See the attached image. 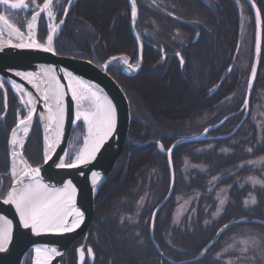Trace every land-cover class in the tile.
<instances>
[{"label": "trees", "instance_id": "16d2710c", "mask_svg": "<svg viewBox=\"0 0 264 264\" xmlns=\"http://www.w3.org/2000/svg\"><path fill=\"white\" fill-rule=\"evenodd\" d=\"M38 1L42 3L44 0ZM241 1L254 20L250 5L245 0ZM255 1L264 19V2ZM64 2L66 4L67 0ZM216 7L217 14H212L209 9H198L197 13L202 14L207 21L208 29L191 58L195 68L190 65L186 68L192 72L187 74V78L175 72L170 79L152 70L130 77L117 72L114 67L109 69L127 93L131 110L134 109L132 111L136 116L133 112L129 133L131 142L126 145L112 175L93 204V223L89 228L90 240L97 254L93 264H173L161 256L150 236L152 214L167 196L171 185L168 158L155 142L142 145L136 143L157 138L165 148H169L183 135L181 133L186 128V121L207 114V121L201 125H215L243 106L247 92L245 79L247 83L249 70L245 73L233 70L219 85L237 50L240 34L238 8L234 0H218ZM129 10L128 0H78L65 28L56 39L57 52L62 55L76 53L79 48L78 30L82 22L93 28L100 37V52L98 49L96 53L90 54L99 62L103 63L110 54L131 53L136 47V41L130 28ZM62 13L63 11L60 18ZM252 23L254 27V21ZM207 32L210 40L208 46L203 42ZM47 33L46 25L41 21L39 40H45ZM97 47L99 48L98 45ZM158 85L160 90L174 89L177 96L183 93V99L179 102L177 99L172 101L175 104L172 107H168L169 100L166 99V104H162L159 102L161 97H158L155 90ZM262 89L264 90V40L251 110L243 125L229 138L184 143L173 152L176 175L174 193L158 212L154 226L155 238L169 257L186 260L199 255L213 240L217 231L232 220L243 216L264 219V186H253L245 182L249 176L261 175L251 165L256 158H264V123L259 130L253 121L254 105L259 102V92ZM136 106L138 111L134 108ZM139 106L145 109V114ZM2 110L1 101L0 115ZM15 112L13 104L5 120L0 121V176L4 178V184L7 181L11 183L8 173V142L10 131L16 124ZM244 114L245 111H242L230 116L218 128L212 129L209 135L216 137L231 133ZM205 127L207 126L196 127L194 131L200 133ZM24 153L32 165L43 163V135L39 125L32 130ZM187 164L197 165L199 168L188 169ZM220 187L227 188V200L217 213L216 194ZM184 194V197L191 199L192 205L177 223L174 219L177 197ZM251 196L256 197V202L248 205V198ZM138 211L140 213L135 223L126 220V215H133ZM236 240L238 250L228 252L227 248ZM242 240L244 251L241 248ZM74 246L69 252V264H76ZM23 264L31 262L27 259ZM184 264H264V225L254 222L235 225L221 234L203 258Z\"/></svg>", "mask_w": 264, "mask_h": 264}, {"label": "water", "instance_id": "95a60500", "mask_svg": "<svg viewBox=\"0 0 264 264\" xmlns=\"http://www.w3.org/2000/svg\"><path fill=\"white\" fill-rule=\"evenodd\" d=\"M76 0H69L66 5L64 14L62 19L56 25V31H51L48 35L52 37L51 44H49L48 37L46 42L43 43L36 39L30 40H9L3 34H0V80H3V87L0 88V91L4 93V107L5 110L1 115L0 119H4L6 114L8 113V96H7V86L9 85L14 91L17 98H19L21 104L24 105L22 100L23 96L26 95L29 97V93H31V97L34 101L35 114L33 115L32 121H30V130L27 134V139L29 138L31 131L33 129V125L35 120L38 118L41 123L47 121V117L45 118L48 109L45 107V102L43 101L44 91L47 87V82L51 81L53 83H57L62 86L57 88V91H63V108H64V120L63 124L59 126L60 139L59 142L55 143L52 151L47 155L44 154V160L42 164L32 165L27 156L24 154V150L21 149L19 155L22 157L25 167L24 169L13 178L11 187L8 193L12 190L13 187H19L16 183L17 179L24 172L29 171L30 169L39 168L38 180L40 183L47 184L50 187L61 188L63 187L67 181L71 180L72 184L76 188L75 194V206L80 209L84 213L83 221L80 223L79 227L74 228L70 232H40L37 233L30 228H25L23 223L20 221L19 213L16 211L14 204H5V201L8 198V193L4 199H0V217H7L12 223L11 225H7L3 220H0V228H7L10 235V240L6 245V250L0 252V264H23L27 254L32 252V261L31 264H35L36 261V253L35 248L40 247L41 249H50L56 248L57 254H50L48 252L42 253L43 256H50L49 264H68V252L71 247L83 236H85L90 228L93 221V204L95 199L98 197L100 191L102 190L104 184L110 178L114 168L117 164V161L121 154L123 153L127 143L130 142L129 132L132 123V112L130 100L120 85V83L113 77L108 68L115 61L122 59L124 57H129L126 54H117L110 58H108L104 63L97 64L92 60L85 58H78L74 56H65L58 54L55 41L57 36L60 34L63 29L65 22L70 14L72 6ZM254 13L255 22H256V40H255V58L252 66L251 73L249 75L246 98L241 109L234 113L226 116L222 119L221 122L215 125H211L207 127L200 134H193L186 137L178 138L170 147L173 145L179 146L184 143L189 142H198L204 141L208 139L214 138H229L233 136L238 129L243 125L245 120L247 119L250 111L251 99L255 89V85L257 82L258 73L260 70L261 60H262V52H263V40H264V19L263 14L259 17L256 15V9L259 7L258 3L255 0H245ZM18 2V0H9V5H5L6 7H10L11 3ZM26 2V0H24ZM239 14H240V23L243 24L244 18V10L241 0H235ZM131 3V0H130ZM0 5H4L0 2ZM135 7L137 9V15L135 19L131 20V28L133 33L135 34L138 44H139V58L140 62H142V53H143V44L141 41V37L135 27V22L138 17V6L135 0ZM260 8V7H259ZM12 9V8H11ZM14 11H21V9H13ZM261 10V9H260ZM62 21V23H61ZM242 26V25H241ZM242 29V28H241ZM20 43H34L38 45V47L32 48H19L16 47L17 44ZM48 47H52L53 51L49 52L46 49ZM113 57H116V60H113ZM48 69H52L51 72ZM253 69L255 70V76L253 77ZM138 68L136 69V71ZM17 72L23 73H32L33 78L31 82L26 80L22 76H17ZM71 74V76L69 75ZM55 77L56 80L53 81L52 78ZM76 78L83 81L85 85L91 89V91L95 92L98 96H105L107 99L111 100L116 110V127L112 135L105 141L103 147L96 155V159L90 161L87 165H79L75 168H60L58 165L60 163H68V155L70 148V141L72 137L73 130L78 123V120L75 119V114L77 112L78 101L73 95V88L76 89L77 93L81 92L82 86L76 83ZM10 81H15L16 83H20L23 85L24 91L18 92L13 87ZM92 85H96L95 88H92ZM84 94H89L87 90H84ZM245 111L244 117L238 126L229 134L212 137L209 136V133L212 129L218 128L222 125L230 116L235 115ZM19 122L12 128L10 137H9V145L8 152L10 162H13L12 155V135L13 132L19 129L17 125ZM44 137V135H43ZM26 139V140H27ZM136 143V142H135ZM44 144V140H43ZM141 145L142 143H136ZM158 148L162 142L157 141ZM164 146V145H163ZM176 147L172 148L171 156L167 155V150L164 147V151H161L167 155L169 167L171 170V185L167 196L157 205L155 208L150 225V236L153 244L157 248L158 252L162 257L167 259L173 264H184L193 261L200 260L203 258L209 250L216 244L219 240L221 234L239 224L243 223H261L264 225V219L251 217V216H243L236 220H232L229 223L223 225L216 233L213 240L205 246V248L201 251V253L193 258H189L186 260H175L169 257L159 246L154 234V226L155 220L158 212L161 208L172 198L175 183H176V175L173 164V151ZM51 156V159L48 157ZM74 163V162H73ZM93 172L98 174L99 179L94 183ZM29 178H25V182H27ZM69 224H71L72 217H69ZM228 227H225V226ZM84 246H80L78 248V264H85L86 261V253L81 260L79 255V249ZM92 250L94 255L89 254V258L93 263L95 260V253L91 247L88 249Z\"/></svg>", "mask_w": 264, "mask_h": 264}, {"label": "snow or ice", "instance_id": "6c2138e0", "mask_svg": "<svg viewBox=\"0 0 264 264\" xmlns=\"http://www.w3.org/2000/svg\"><path fill=\"white\" fill-rule=\"evenodd\" d=\"M4 5H9V0H0ZM264 2V0H262ZM53 4V0H46L43 5V10L47 11V15L51 17L53 15L51 11V7ZM132 4V12L131 15L133 19H135L137 15V9L135 7V0H131ZM10 7L12 9H21L28 8L29 5L24 2V0H18V2L11 3ZM40 13H37L36 16H33L32 19L35 21L37 16ZM261 14V10L258 7L256 9V15L259 17ZM2 19V17H0ZM62 23V21H61ZM32 27V25H29ZM52 31H56V27L52 28ZM17 34H19L17 32ZM49 44H51L52 37H48ZM16 47L19 48H32L38 47V45L34 43H20L17 44ZM47 51H53L52 47H48ZM116 57H113V60H116ZM124 64L128 66L129 69L133 68V65L129 63L128 60H124ZM49 72L52 69H48ZM17 76H22L26 80L31 82L33 78L32 73H23L17 72ZM71 76V74L69 73ZM253 77L255 76V70L253 69L252 73ZM53 81L56 80L55 77L52 78ZM13 87L18 92H23V85L20 83H16L15 81H10ZM76 83L82 86L81 92L78 94L76 89L73 88L72 95L77 99L84 98V90L89 92V99L92 100L94 107L93 110L88 112H79L77 111L75 114V119L80 120L81 116L88 123L89 137L85 139V146L82 150L79 151V154L75 157L74 163H60L58 167L60 168H75L79 165H87L90 161L96 159L97 153L103 147L105 141L112 135L116 127V110L112 101L104 97V102L101 103V97L97 96V94L85 85L83 81L76 78ZM3 80H0V88L3 87ZM57 83H53L51 81L47 82V87L44 91L43 101L45 102V107L48 109L49 116L48 120L57 123L58 125L63 124L64 120V108H63V91H57V88H60ZM92 88H95L96 85H92ZM29 97H31V93H29ZM34 101L29 99L28 101V112L25 118L19 120V124L17 127L23 125L24 132L27 133L29 131L27 124L32 121L33 115L35 114V108L32 107ZM55 104L57 111L53 113L52 104ZM51 128V124L49 125ZM207 131V130H205ZM60 133L57 131L56 139L54 144L59 142ZM11 143L16 145L18 143L22 146V141H18L16 138V133L13 132ZM51 147V146H50ZM176 147L173 145L167 150V155L171 156L172 148ZM161 151H164L163 144L159 145ZM249 152L251 150H248ZM13 156L16 155L15 152L12 153ZM51 159V156L48 157ZM39 168L30 169L29 171L24 172L19 176L16 183L19 187H13L12 190L8 193V198L3 201L5 204H14L16 211L19 213L20 221L23 223L25 228H30L31 230L40 233V232H70L74 228L79 227L80 223L83 221L84 213L80 211L79 208L75 206V194L76 188L72 184V181L69 180L67 183L61 188L50 187L47 184L40 183L38 180ZM11 175L15 176L16 173L13 170ZM95 183L96 180L99 179L98 174L93 172ZM25 178H29L27 182H25ZM253 183H257L253 181ZM224 201L220 200V204L223 205ZM255 203V200L252 201ZM69 217H72L71 224H69ZM0 220H3L5 224L11 225V221L7 219V217H0ZM225 227H228L227 225ZM10 240L9 231L7 228H0V252L6 250V245ZM48 252L50 254H57L56 248L50 249H41L40 247L35 248L36 253V261L35 264H49L50 256H43L42 253ZM88 253L94 255L92 250L89 248ZM79 255L81 260H83L85 256V251L83 248L79 249Z\"/></svg>", "mask_w": 264, "mask_h": 264}, {"label": "flooded vegetation", "instance_id": "af4514ba", "mask_svg": "<svg viewBox=\"0 0 264 264\" xmlns=\"http://www.w3.org/2000/svg\"><path fill=\"white\" fill-rule=\"evenodd\" d=\"M64 1L65 0H61L60 2L64 3ZM77 1L78 0H76L74 4ZM60 2H59V5L61 4ZM68 2L69 0H67L66 5L68 4ZM136 3L138 6V17L135 22V27H138L139 35L141 37V41L143 44L142 62H140V58H139L138 40L135 38V41H136L135 49H133L131 53L123 52V54H126L129 57V63L133 65V68L130 69L133 71V73L127 74V72L121 68L122 74L132 77V76H136L142 73L143 71L152 70L162 75L163 77H167V78L168 77L172 78L175 72L176 73L179 72L182 75V77L187 78V74L190 75L192 72L188 71L186 68L189 65L191 66V68H195L193 67V63H191V58L194 55L195 47L202 41L203 34L204 33L206 34V29H208L207 21H205V19L203 18L204 16H202V14L200 15L197 13L198 9H203V8L209 9L212 12V14H217L216 4L218 3V0H136ZM128 4L130 7L129 13L131 14L132 4L130 3V0H128ZM53 6L55 7V4H53ZM65 8L64 6L63 7L61 6V8L58 9L57 11L58 16L63 11V13L61 14V18L59 17L60 19L59 20L57 19L58 21L62 19ZM15 13L16 15H19V16L25 15V12L23 10L19 12H15ZM131 17L132 16L130 15V28H131V20H132ZM151 22L156 23V26H157L156 31H154L151 28V25H152ZM45 23L47 25V22ZM65 25H66V22H65ZM65 25L63 29L65 28ZM63 29L61 30V32L63 31ZM240 29H241V23H240ZM90 30L92 32L91 34H89ZM153 34H155L158 37H155ZM208 36H209V33L203 39L204 44L207 46L210 43ZM78 40H79V48L77 49L76 53H80L81 55H83V57H85V59H89V60L94 61L97 64H100L99 61L95 59V57L90 55V54L96 53L99 49L97 45L100 40V37L97 36V34L95 33V30L86 23L84 25H81V27H79V30H78ZM238 46H239V40L237 44V49H238ZM237 53L238 52L236 50L233 61L234 59L237 60L236 58ZM136 61L139 62V65H134ZM148 61H150V63H148ZM233 61L231 63V66L226 70V72L220 79L219 85L227 78V76H229L232 73ZM113 67L115 69L118 68L116 67V62H114L112 65L109 66L108 71L109 69ZM137 68L138 70L136 71ZM127 69H129L128 66H127ZM6 86H7L8 107H9L8 113L12 110L13 104H15V107H16L15 113H17V110L21 107L18 104V98L15 95L12 88L9 85H6ZM1 101L3 104V108H5L3 91H0V102ZM3 112H4V109L2 110L1 115L3 114ZM1 115H0V118H1ZM5 117L4 119H0V121L5 120ZM36 125H39V127H41V124L38 118L34 122L33 129L35 128ZM188 125L190 128L189 130H187L188 133L186 132V134H183L180 137H186V136H190L193 134H198L196 131H194L195 126L193 124L191 125V121L188 123ZM9 137H10V134H9ZM157 141L162 142L161 140L157 138H151L142 144H148L151 142H155L157 144ZM8 145H9V142H8ZM165 149H168V148H165ZM0 180L2 181L1 183L3 187V188H0L1 189L0 199H4L11 186H9V188L6 189V187L3 186L4 178L2 176H0ZM74 245L73 246H74V253H75L74 255L76 257V264H78V248L82 245L84 246V251L86 253L85 264L95 263L97 259V254L93 246V243L90 240L89 229H88L87 234L83 236L82 238H80ZM88 247H91L93 249V252L95 253V260L93 263L91 262L89 258ZM69 252H68V260H69ZM30 253L32 254V252ZM68 264H69V261H68Z\"/></svg>", "mask_w": 264, "mask_h": 264}, {"label": "rangeland", "instance_id": "374dc122", "mask_svg": "<svg viewBox=\"0 0 264 264\" xmlns=\"http://www.w3.org/2000/svg\"><path fill=\"white\" fill-rule=\"evenodd\" d=\"M60 1L61 0H53V4H55V7L52 4L51 11H52L53 15L51 17H49L47 15V12H42L40 14L39 19H38V22H37V27H38V23L40 21H43V23L45 25H46L45 22L48 23L47 18H46L47 16L49 17L48 20H50V21L51 20H54V23L55 24H58V20H59L60 15L59 16L57 15V11H58V9L61 8V6L62 7L64 6V8L66 6L65 2L62 3ZM45 2H46V0H45ZM45 2L39 3L38 0H26L25 3L28 4L29 7L26 8V9L23 8V11L25 12V15H20V16L19 15H16V13H15L16 11H14L13 9H11L9 7H6L5 5H0V14L5 15L8 18H10V20L12 21V23H14L18 28H20V29H22L24 31H27V27H28L29 21L32 19L31 17L35 14V12L39 8L42 7V5ZM59 2L61 3L60 5H59ZM242 5H243V10H244V18H243L244 21H243V24H241L242 25L241 26L242 29H240L241 32H240V35H239V46H238V49H237V52L238 53H237V57H236L237 60L234 59L232 66H233V70L235 72H238L239 71V72L245 73L247 70H249L250 73H251L252 66H253V63H254V58H255L256 22H255V17H253L254 20H252V16L246 12V8H245V6H244L243 3H242ZM9 9H11V10H9ZM131 10H132V7H131ZM50 21H49V23L51 24ZM253 21L255 23L254 27H253V23H252ZM81 24L84 25L85 23H81ZM48 27L46 25V28H48ZM151 28L154 31H156L157 26H156V23L155 22L152 23ZM136 29L138 31V27H136ZM91 33L92 32L90 30L89 34H91ZM95 33H96V31H95ZM138 33H139V31H138ZM155 34H156V32H155ZM155 34H153V35L155 37H158ZM46 39H47V37H46ZM46 39L43 40V41H41V40L40 41L43 42V43H45L46 42ZM15 41H18V40H15ZM98 46H99V52H100V50L102 48V45L101 44H98ZM117 54H120V53L110 54L108 58H110V57H112L114 55H117ZM65 56H74V57H78V58H85L80 53H75V54H70V55H65ZM124 60H127V59L126 58H123V59H119L118 61H116V67H118L117 68V72L119 71L120 73H122V69H124L127 72V74L128 73H133L132 70L127 69V65L124 64ZM99 63L101 64V62H99ZM134 65H139V62L136 61L134 63ZM246 77H247V75H246ZM247 78L249 80V77H247ZM248 80H247V83H246V79H245V86H248ZM159 88H161L159 85L156 86V88H155V90H156V92L158 94V97H161V98H159V102H161L162 104H164V103L166 104V100H169V103H167L168 107H172V105L175 106V104L172 103V101H174L175 99H177L178 102L180 101V99L181 100L183 99V93H180L179 96H177L175 94L176 91L174 89L173 90L172 89L171 90H163V89L160 90ZM157 89H158V91H157ZM262 90L259 92V97H258L259 98V100H258L259 102L255 103V105H254V115H253V121L256 123L257 127L259 128V130H261L262 125L264 123V90L263 91ZM238 95H240V92H239ZM29 99L33 100L32 98L24 95L23 98H22V100L24 102V105H23V104H21V102H20V100L18 98V104L21 107L17 110V113H16L17 114L16 115V124L19 122L20 119H23V118L26 117L27 112H28V108H29V105H28ZM228 100H231V98H229ZM130 105H131V101H130ZM31 106L34 107V103ZM137 106L134 107V108H135V110L138 111V107ZM141 106H139V108L141 109V112L145 114V109H143ZM93 107H94V104H93L92 100L89 99V94H84V98L83 99H79V101H78V107H77V109L81 113L91 111V110H93ZM250 108H251V106H250ZM3 109L5 110V108H3ZM132 110H134V109L132 108ZM132 110H131V112H132V118H133V115H134L133 112L134 111H132ZM249 113H250V111H249ZM46 114L49 116V112H47ZM134 116H136V113H135ZM207 119H208L207 118V114H205V115H200L198 117L196 116L195 118L186 121V123H187L186 124V128L183 129V131H182L181 134H186V132L188 133L187 130L190 129L188 123L190 121H191V125L193 124L195 126V128L196 127L197 128H201V127L204 128V126L209 127L208 124L201 125L205 121H207ZM40 124H41L42 135H44V137H43V140H44V147H43L44 153L43 154H45L46 153V150H45V147H46L45 146L46 145V134H47V132L51 131V129L57 123H55L53 121H50L47 118V121L45 120L44 123H41V121H40ZM50 124H51V128H49V125ZM87 127H88L87 121H85L83 119V116H81V119L78 120V123H77V125L74 128L73 135H72V138H71L70 148H69V155H68V163L75 162L76 155L79 154V151L82 150L83 146L85 145V143H84L85 142V139L88 137V132H87L88 128ZM207 127H205V129ZM26 139H27V136H26ZM26 139H25V143H26ZM130 142H131V139H130ZM25 143L23 144V146H22L21 149H24ZM44 157H45V155H44ZM186 167L188 169L191 168V167L199 168V166L192 165V164L191 165L190 164H187ZM251 167L254 168V169H257L260 172L261 175H258V176L257 175L256 176L255 175L249 176L248 178H246L245 182L246 183H251L253 186H255V185L256 186H258V185L259 186H264V158H256L254 160L253 164L251 165ZM10 170H11V163H10V168L8 170V173H9L10 179L12 181L13 180L12 179L13 176H11ZM213 180H217V179H213ZM253 181H256L257 183H253ZM1 182L2 181L0 180V188H3ZM11 184H12V182L11 183H8V181H7L6 184H3V186L6 187V189H8L9 186H11ZM226 191H227V188L226 187H220L217 190V194H216V198H217L216 200H217V205H218L217 206V211H216L217 213H219L222 210V208L224 207V205H225V202L227 200ZM184 196H186V195L184 194L183 196H178L177 197V201H178L177 211L174 214V219H175V221L177 223L181 220V218L183 217V215L188 212V210L190 209V207L192 205L191 204V199L190 198H186ZM146 198H147V196H146ZM220 200H223L224 201L223 205L220 204ZM248 200L250 201L248 203V205L253 204L252 201L255 200V202H256V197L255 196H251V197L248 198ZM143 202H144V198L140 201L141 205H142ZM139 213L140 212L138 211V212L134 213L133 215H126L125 218L129 222L135 223L137 221V219H138L137 216H138ZM92 223H93V221H92ZM237 241L238 240H236V241H234V242H232L230 244V247L227 248V251L228 252L230 250L231 251H237L238 250L237 249V244H236ZM243 242L244 241L242 240V247H241L242 248V251L245 250V246H244ZM31 256H32L31 253L29 255H27L25 261L27 259L29 261H32L31 260L32 259ZM235 259H236V257H235ZM235 259H233V260H235Z\"/></svg>", "mask_w": 264, "mask_h": 264}, {"label": "bare ground", "instance_id": "6f19581e", "mask_svg": "<svg viewBox=\"0 0 264 264\" xmlns=\"http://www.w3.org/2000/svg\"><path fill=\"white\" fill-rule=\"evenodd\" d=\"M43 5H42L41 8H39L35 12L34 16H36L37 13L47 12V11L43 10ZM0 17H2V19H0V34H3L9 40H17V39H19V40H25V39L26 40L27 39L30 40L31 39L32 40V39H36L38 16H37V19L35 21H33V19L29 21V24H28V27H27V32L21 31L14 23H12L10 18H8L7 16L0 14ZM29 25H32V27H29ZM54 26H55L54 20H51V28H53ZM17 32L19 34H17ZM100 97H101V103H103L105 96L101 95ZM52 108H53V113H55L57 111V109H56V106H55L54 103L52 104ZM77 111H78V109H77ZM47 116L48 115H45V118ZM59 126L60 125L56 124L51 129V131L47 132V134H46V145H45L46 147H45V150H46V154L47 155L52 151V149H53V147L55 145L54 141L56 139V133H57V131H59ZM27 127L30 130V122L27 124ZM87 132H88V137H89V130H87ZM28 133H29V131L27 133L24 132V126L23 125H21L19 127V129L16 131V138H17L18 141H22V146L25 143V139H26V136H27ZM22 146H21L20 143H18L16 145L12 144V152H15L16 155L13 156V162L11 164L10 173H12L13 170H14L16 175L19 174L25 167L24 161H23L22 157L19 155V152H18V151L21 150ZM84 146H83V148H84ZM16 175L15 176L11 175V176H13V178H14V177H16Z\"/></svg>", "mask_w": 264, "mask_h": 264}]
</instances>
